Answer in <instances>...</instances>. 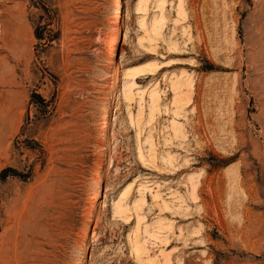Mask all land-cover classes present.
<instances>
[{
    "label": "rangeland",
    "instance_id": "374dc122",
    "mask_svg": "<svg viewBox=\"0 0 264 264\" xmlns=\"http://www.w3.org/2000/svg\"><path fill=\"white\" fill-rule=\"evenodd\" d=\"M114 4L0 0V264H264V0Z\"/></svg>",
    "mask_w": 264,
    "mask_h": 264
},
{
    "label": "bare ground",
    "instance_id": "6f19581e",
    "mask_svg": "<svg viewBox=\"0 0 264 264\" xmlns=\"http://www.w3.org/2000/svg\"><path fill=\"white\" fill-rule=\"evenodd\" d=\"M115 8L117 9V12H116V16L114 17V21L113 23L115 24L116 26V29H115V32L114 34L112 35L111 39H110V44L112 45L114 43V41L118 38L119 34H120V31H119V28H118V25L120 23V18H121V11H120V6H121V0H115V4H114ZM138 10H141V8H138ZM131 69V68H130ZM134 69V67L132 68ZM143 73H138L137 71H135L134 73H132L131 75V78L129 79L128 81V91H132V90H137V91H140V85L139 83L136 81V79H138ZM119 80H120V76L118 73H116L114 76H113V79H112V84H111V88H114L116 85H118L119 83ZM139 89V90H138ZM115 98V95L111 94L110 97H109V101L107 103V109H106V119H105V130L103 132V134H105L107 132V127H108V123H109V120L111 119L110 117V106L113 102ZM154 97H152L151 100H154L153 99ZM101 176V168L99 169V172L97 174V178L95 180V187H94V196H93V205L95 207V205L97 204L98 202V199H99V183H100V177ZM92 216V215H91ZM87 229H88V225L87 227L85 228V233H84V237L87 235Z\"/></svg>",
    "mask_w": 264,
    "mask_h": 264
}]
</instances>
